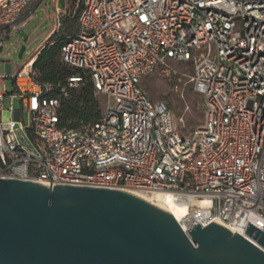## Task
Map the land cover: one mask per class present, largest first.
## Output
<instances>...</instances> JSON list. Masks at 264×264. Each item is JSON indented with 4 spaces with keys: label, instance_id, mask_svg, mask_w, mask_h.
<instances>
[{
    "label": "built area",
    "instance_id": "2783aa9c",
    "mask_svg": "<svg viewBox=\"0 0 264 264\" xmlns=\"http://www.w3.org/2000/svg\"><path fill=\"white\" fill-rule=\"evenodd\" d=\"M37 1L0 0V53ZM62 58L83 74L39 83L34 59L17 74L6 65L0 180L157 193L184 208L185 233L211 223L264 232V0H81ZM158 72L204 97V126L174 130L168 104L141 87ZM87 83L105 101L101 118L61 128L60 97Z\"/></svg>",
    "mask_w": 264,
    "mask_h": 264
},
{
    "label": "water",
    "instance_id": "95a60500",
    "mask_svg": "<svg viewBox=\"0 0 264 264\" xmlns=\"http://www.w3.org/2000/svg\"><path fill=\"white\" fill-rule=\"evenodd\" d=\"M51 187L0 180V264H264L250 223L246 236L215 223L185 233L131 192Z\"/></svg>",
    "mask_w": 264,
    "mask_h": 264
},
{
    "label": "rangeland",
    "instance_id": "374dc122",
    "mask_svg": "<svg viewBox=\"0 0 264 264\" xmlns=\"http://www.w3.org/2000/svg\"><path fill=\"white\" fill-rule=\"evenodd\" d=\"M67 0H38L24 13L25 18L19 26L25 25L24 30L11 38L0 53V78L6 76V65H12V71L17 74L21 68L31 61L33 57L47 44L48 39L62 29L66 22L63 15L67 9ZM60 24V26H59ZM23 47L26 51L19 58ZM172 66L180 73L194 74L193 63H172ZM182 83L178 85L177 79L168 78L161 72L154 73L141 82L142 89L148 94L152 102H165L168 104L172 118L173 128L181 135L194 132L204 126L206 122V109L204 97L194 92L188 79L179 76ZM178 85V87H176ZM14 94V82L6 79L0 81V94ZM101 106L102 113L106 105L102 97L96 98ZM6 109L9 103L4 105ZM14 107L20 109V101L15 100ZM24 120L27 121L26 115Z\"/></svg>",
    "mask_w": 264,
    "mask_h": 264
},
{
    "label": "trees",
    "instance_id": "16d2710c",
    "mask_svg": "<svg viewBox=\"0 0 264 264\" xmlns=\"http://www.w3.org/2000/svg\"><path fill=\"white\" fill-rule=\"evenodd\" d=\"M67 5L63 13L66 17L63 28L53 34L45 47L32 58L36 59L33 68L38 73L39 83H65L70 77L83 74L68 66L62 58V48L77 30L81 0H67ZM97 97L90 83L80 90L71 91L67 97H60V127L73 130L96 123L102 116Z\"/></svg>",
    "mask_w": 264,
    "mask_h": 264
},
{
    "label": "bare ground",
    "instance_id": "6f19581e",
    "mask_svg": "<svg viewBox=\"0 0 264 264\" xmlns=\"http://www.w3.org/2000/svg\"><path fill=\"white\" fill-rule=\"evenodd\" d=\"M36 59L33 60V63L35 62ZM32 63V64H33ZM128 192H131L135 195H138L146 200H148V202L153 203L154 205H157L167 211L170 212V214L172 215V217L178 222L181 223V219L184 216L185 210L184 208H182L181 206L174 204L171 201L170 197H167L166 195H162V194H153V195H146L143 194L141 192L138 191H134V190H126ZM220 226L225 227L226 229H228L230 232H232L233 234L237 233V234H241L243 235L244 232L243 231H239L237 229L234 228H228L226 226H224L223 224H218Z\"/></svg>",
    "mask_w": 264,
    "mask_h": 264
},
{
    "label": "crops",
    "instance_id": "0c3cea01",
    "mask_svg": "<svg viewBox=\"0 0 264 264\" xmlns=\"http://www.w3.org/2000/svg\"><path fill=\"white\" fill-rule=\"evenodd\" d=\"M25 12H26V11H25ZM25 12H24V13H25ZM24 13H23V15H22V17H21L22 20L25 18Z\"/></svg>",
    "mask_w": 264,
    "mask_h": 264
}]
</instances>
